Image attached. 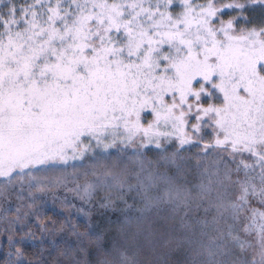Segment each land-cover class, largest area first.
Wrapping results in <instances>:
<instances>
[{
    "label": "snow or ice",
    "instance_id": "snow-or-ice-1",
    "mask_svg": "<svg viewBox=\"0 0 264 264\" xmlns=\"http://www.w3.org/2000/svg\"><path fill=\"white\" fill-rule=\"evenodd\" d=\"M0 264H264V0H0Z\"/></svg>",
    "mask_w": 264,
    "mask_h": 264
}]
</instances>
